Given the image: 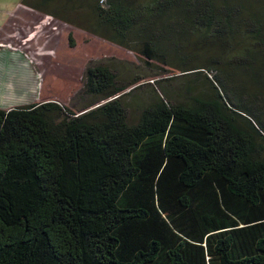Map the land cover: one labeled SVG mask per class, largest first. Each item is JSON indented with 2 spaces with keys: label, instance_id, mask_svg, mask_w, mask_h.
Wrapping results in <instances>:
<instances>
[{
  "label": "trees",
  "instance_id": "trees-1",
  "mask_svg": "<svg viewBox=\"0 0 264 264\" xmlns=\"http://www.w3.org/2000/svg\"><path fill=\"white\" fill-rule=\"evenodd\" d=\"M74 1L41 7L76 26L84 7L89 33L177 62L180 77L210 74L211 92L158 83L140 103L146 84L96 66L79 114L56 102L0 109V264H264V99L231 91L220 69L252 39L258 53L236 69L264 84V24L227 1Z\"/></svg>",
  "mask_w": 264,
  "mask_h": 264
},
{
  "label": "rangeland",
  "instance_id": "rangeland-1",
  "mask_svg": "<svg viewBox=\"0 0 264 264\" xmlns=\"http://www.w3.org/2000/svg\"><path fill=\"white\" fill-rule=\"evenodd\" d=\"M21 1L0 0V13L6 12L8 8L10 10L15 9ZM54 1V4L49 3L51 9L57 6L56 2H62L63 0ZM80 1L93 2V0ZM142 1L146 0H138L141 4ZM224 1L240 3L244 8L243 10H245V21H249L247 19L249 17H255L256 20H260L264 24V0H213L216 5H222ZM76 4H78V0ZM85 13L88 15L87 9L84 7L72 12L73 17L76 19L80 18L81 20L85 17ZM78 19V26H76L55 18L54 22L57 25L55 33L57 35L52 36L47 45H45L46 39L43 36L35 38L40 32L42 24L27 31L23 36L16 38L17 41L12 45L11 50L17 49L23 52V55L27 59L26 65L30 67V72L34 74V79H29L24 75L22 76V74L17 80L0 77V109L25 107L34 103L56 102L79 114L91 99L84 95L83 92L86 70L88 67L96 66L110 67L118 74V79L122 83L128 84L139 79L136 87L146 84V86L142 87L146 101H144V96L142 95L140 103L150 101L149 90L156 88L158 83L170 85L171 88L178 90V87L182 85L181 83L186 80L191 82L193 96L206 98L211 92V89L208 87L210 82L206 81V78H212L210 74H194L188 76V79L180 77L181 73L176 69L178 66L177 62L173 61L172 65L167 66L149 61L137 50L131 52L92 35L89 33L90 29H85L86 25L83 26L81 24V26L80 19ZM83 20L86 21V19ZM70 36L74 43L73 46ZM29 38L35 39L28 43ZM181 38L175 36L165 43L163 50L167 56L172 55L171 53L176 46L183 43ZM252 53H258L254 47V41L244 37L224 59L220 69L224 74L226 86L231 91L249 93L255 97H262L264 99V84L260 87L254 85L248 77L236 69V63L245 55ZM4 87L7 90L4 91ZM142 90L137 93L141 94ZM128 102L134 106L130 107L131 110H134L130 112L129 120L131 123H135L138 118V105L131 99ZM256 143L257 146H261L264 149L263 139L257 138Z\"/></svg>",
  "mask_w": 264,
  "mask_h": 264
},
{
  "label": "crops",
  "instance_id": "crops-1",
  "mask_svg": "<svg viewBox=\"0 0 264 264\" xmlns=\"http://www.w3.org/2000/svg\"><path fill=\"white\" fill-rule=\"evenodd\" d=\"M30 2L35 5L32 6ZM37 4L40 5V7H38ZM41 6L42 0H22L15 9L10 10V8H8L6 12L0 13V77L17 80L22 74V76L24 75L29 79L33 78L34 74L30 72V67L26 65L27 59L23 55V52L17 49H11L12 45L17 41L16 38L18 36H23L27 31L41 24L42 27L40 28V32L35 38L43 36V38L46 39L45 45L49 43L52 36L57 35L55 33V28L57 26L54 22L55 18ZM49 17L54 19L51 20ZM35 38H29L28 43L32 40L34 41ZM39 49H41V47H39ZM32 83L34 82L32 81ZM5 88L6 87H4V91L7 90Z\"/></svg>",
  "mask_w": 264,
  "mask_h": 264
},
{
  "label": "built area",
  "instance_id": "built-area-1",
  "mask_svg": "<svg viewBox=\"0 0 264 264\" xmlns=\"http://www.w3.org/2000/svg\"><path fill=\"white\" fill-rule=\"evenodd\" d=\"M105 2V0H101V4H103ZM51 20H53L52 17H49Z\"/></svg>",
  "mask_w": 264,
  "mask_h": 264
}]
</instances>
